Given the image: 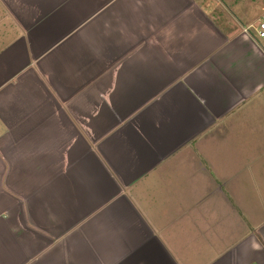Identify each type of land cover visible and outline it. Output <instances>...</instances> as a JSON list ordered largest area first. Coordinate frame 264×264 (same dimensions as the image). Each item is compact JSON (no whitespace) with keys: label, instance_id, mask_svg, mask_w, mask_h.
Masks as SVG:
<instances>
[{"label":"crops","instance_id":"obj_1","mask_svg":"<svg viewBox=\"0 0 264 264\" xmlns=\"http://www.w3.org/2000/svg\"><path fill=\"white\" fill-rule=\"evenodd\" d=\"M264 0H0V264H264Z\"/></svg>","mask_w":264,"mask_h":264},{"label":"built area","instance_id":"obj_2","mask_svg":"<svg viewBox=\"0 0 264 264\" xmlns=\"http://www.w3.org/2000/svg\"><path fill=\"white\" fill-rule=\"evenodd\" d=\"M255 32L259 38H264V21L258 22Z\"/></svg>","mask_w":264,"mask_h":264}]
</instances>
